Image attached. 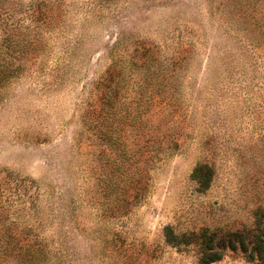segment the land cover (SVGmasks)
<instances>
[{"label": "rangeland", "instance_id": "obj_1", "mask_svg": "<svg viewBox=\"0 0 264 264\" xmlns=\"http://www.w3.org/2000/svg\"><path fill=\"white\" fill-rule=\"evenodd\" d=\"M0 264H264V0H0Z\"/></svg>", "mask_w": 264, "mask_h": 264}]
</instances>
